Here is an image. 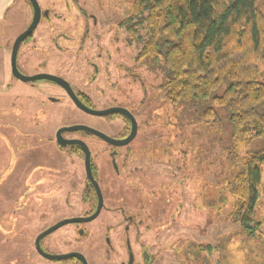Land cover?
<instances>
[{
    "label": "rangeland",
    "instance_id": "374dc122",
    "mask_svg": "<svg viewBox=\"0 0 264 264\" xmlns=\"http://www.w3.org/2000/svg\"><path fill=\"white\" fill-rule=\"evenodd\" d=\"M37 1L51 11L50 25L43 28L45 44L19 47L21 74L56 75L63 69V77L89 96L94 109L123 108L137 122V133L127 147L130 162L123 202L128 215L141 223L128 234L133 253L140 248L150 253V264H264V164L259 166L261 182L250 223L253 233L247 235L230 220L236 199L228 183L241 168L239 164L229 166L224 156L228 135L220 137L212 126L194 122V112L212 106L209 100L172 106L160 91L167 71L137 59L145 41L144 23L136 26L134 37L126 36L121 28L127 16H131L130 26L143 17L131 15V0ZM29 7L26 0H17L1 24L0 43L7 38L13 41L27 26L32 14ZM90 15L99 23L94 28ZM60 33L70 40L59 39ZM53 38L59 44L54 45ZM2 68L0 63V75ZM4 70L11 75L10 52ZM37 85L31 88L12 79L10 85L0 84V264H45L34 249V240L43 227L69 214L52 209L44 219L43 201L55 205L80 201L76 192L82 163L44 146L45 139L54 138L66 126H87L109 137H119L122 128L120 116L109 124L104 117L74 109L67 99L43 111L42 91L48 84ZM73 134L86 144H97L83 132ZM92 159L103 161L107 176L108 164L102 154L94 152ZM122 193L119 189L117 199ZM23 204L27 208L20 211ZM105 217L103 213L89 226L61 227L48 239L49 251H66L64 241L53 242L72 232L75 246L85 252L89 264H108ZM110 227L115 237L114 231L123 226L119 229L113 223ZM40 246L43 251V240ZM138 257L136 264H143Z\"/></svg>",
    "mask_w": 264,
    "mask_h": 264
},
{
    "label": "trees",
    "instance_id": "16d2710c",
    "mask_svg": "<svg viewBox=\"0 0 264 264\" xmlns=\"http://www.w3.org/2000/svg\"><path fill=\"white\" fill-rule=\"evenodd\" d=\"M131 3V15L143 17L130 26L127 16L128 35L145 25L137 59L167 71L160 91L172 106L209 100L194 122L228 135L224 156L241 168L228 183L236 199L230 220L251 235L264 164V0Z\"/></svg>",
    "mask_w": 264,
    "mask_h": 264
},
{
    "label": "flooded vegetation",
    "instance_id": "af4514ba",
    "mask_svg": "<svg viewBox=\"0 0 264 264\" xmlns=\"http://www.w3.org/2000/svg\"><path fill=\"white\" fill-rule=\"evenodd\" d=\"M26 2H27V5L30 6L29 8H30L32 14H31L30 22L21 31V33L24 32L28 28V26L30 25V23L32 21V17H33V8H32L29 1L26 0ZM37 4H38L40 11H41L40 20H39L37 26L35 27V29L32 31V33L21 42L20 46L22 44H25V46H35L37 44L43 45V42L45 44V41H43V28H45V27H46V29L49 28V25H50L49 21L51 20V11H49L48 9H44L43 5H41L38 1H37ZM84 15H85V13H84ZM89 18L92 22L93 28L95 27V25H99L95 15H90ZM125 22H126V20H124V22L121 23V28H124L125 35L127 36L128 32H127ZM40 24H42V26H41L42 31H41L40 35H37V33H35V32H36V30ZM86 27H87V25H86ZM59 39H62L63 41L70 40L69 36L65 35L64 33H60ZM14 40H15V37L13 38L12 44H13ZM53 40H52V42L54 43V45L59 44V43H57L56 38H53ZM12 44H11V48H12ZM58 48L63 49L62 46L58 47ZM18 51H19V49H18ZM10 52H11V49H10ZM17 55H18V53H17ZM16 66H17V59H16ZM62 71H63V69H60L59 74L52 75V76H56V77L62 79L63 81H65L69 85L73 94L78 98V100L84 106H86L87 108L96 110L93 108V105H92V102H91V99L89 98V96L84 91H82L78 87H76V85L73 83L72 80L69 81L68 77H67V79H65L63 77L65 75L62 73ZM19 73L21 74L20 71H19ZM43 74H46V73H43ZM34 75H38V74H33L32 76H34ZM48 75H50V74H48ZM10 76L14 82L19 81V80L15 79L12 76V74ZM24 76H27V75H24ZM28 77H30V76H28ZM38 82H43V83L48 84V86L44 89V91H42L43 95H45L44 96L45 100L43 98V111L47 110L48 107H55V105L60 104V102L63 99L64 100L67 99V101L72 104L71 106H73L74 109L82 112L81 110L76 108V106L71 101L70 97L67 95L66 91L57 83H54L51 81H46V80H42V81L40 80V81L28 82L25 84H28L31 88H36V86L38 87V85H37ZM49 84H52L53 86L50 87ZM46 89L47 90L50 89L51 93H49V95H47L48 91H46ZM33 93H35V92H33ZM55 93H61L62 95L58 94L60 96H57ZM39 94H41V93H39ZM51 94H52V96H51ZM54 95L56 97H54ZM112 108H114V107H112ZM108 109H110V108H108ZM104 110H107V109H104ZM82 113L85 114L84 112H82ZM89 116H91V115H89ZM115 116H120V119H122V121H121L122 128H121L120 132L118 133V135H120V136L119 137H109L108 136V137L111 139H114V140H123L130 133V127H131L130 121L127 119V117L123 116L122 114H118V113H112V114L106 115V116H104V118H105V120H108L107 122H109V124H110L111 122H114V121H112V119ZM76 126H83V125H76ZM66 127H72V126H66ZM62 128H65V127H62ZM62 128L60 127L59 129L58 128L57 129L60 130ZM57 131L55 133L54 138L50 139L47 137L45 139L44 146L47 145V146H49L50 149H53V150L55 149L54 151L56 153L59 152L58 153L59 155L67 156V157L71 158V160H76L77 162L82 163L83 174H82V177L80 178L81 184L78 187V190L76 192V193H80V198H79L80 201H79V203H75V202L62 203L61 202L60 204H56V205L53 203H50V202L47 203L46 201H43V218L44 219L45 218L47 219L46 215H49L50 212L52 211V209H60L63 212L68 213L69 216H66V217L58 220L54 225H50L47 228L43 227V231H41V232H44L47 229L55 226L56 224H58L62 221H65V220L90 218L91 216H93L95 214L97 204H98V198L96 195L95 188L93 187L92 183L89 181L88 176L86 174L84 153H83L82 149L77 144L66 145V146L63 145L62 146L59 143V141L57 140V137H56ZM78 132H81V131H78ZM73 133L74 132H63L61 134V137H62V139L67 140V141H75L76 140V141L83 142V140L76 138ZM83 133H85L86 135L91 136V137L96 139L95 143H97V144H94V143L86 144L85 142H83V143L87 146V148L89 150L90 173H91V177H92L93 181L97 184L99 191L101 193L102 207H101L98 215L93 220H91L89 222H85V223H71V224H67V225L80 226V225L88 224V226H89V225H92L94 222L100 220V218L102 217V214L104 213L106 215L105 221H104V225L106 227L105 228L106 236L104 238V248H105L104 249V253H105L104 256H106L108 258L107 259L108 264H136V260H137L136 256H139L138 257L139 261L142 262L143 264H150V262L152 261L150 253L146 252L142 248H140V251L137 252L136 254L133 253V250L130 246V242L128 239V234L130 232V229H134L135 226L138 227L141 225L140 222H138V221L136 222V218L133 215H128L126 207H124V205H123V202L126 204V197H125V193H124L126 185L124 184V180H126V178L128 177V174H129V172H128L129 163L128 162H130V155H129V152L127 149L129 144L127 146H123V147H115V146H112V145L96 138L93 135H90L86 132H83ZM50 146H54V147H50ZM94 152L95 153H97V152L101 153L102 159L106 160V163L108 164V170H109L108 171L109 173L107 174V176L103 174V172L105 171V169L103 168L104 167L103 163H102L103 161H100L98 163L93 162L92 153H94ZM107 181H110L108 189L105 186V183ZM119 189L124 194L122 193V197L120 199H117L116 194L119 192ZM58 206H59V208H54V207H58ZM26 208L27 207H25L23 204V206L19 210L20 211L25 210ZM70 213H72V214H70ZM113 223L115 225L117 224V226H119V229H120L121 225L123 226L120 231H118V230L114 231V232H117L115 234V237H113V235H112L113 230L110 227ZM67 225H65V226H67ZM62 227H64V226H62ZM60 228H58L57 230H55L52 233L43 237V239H42L43 240V254L48 255V256L79 254L84 258L85 263L89 264V260L86 257V255L84 254L85 252L82 249L80 250V248L75 246L76 241H73L75 238V235L72 232L71 233L66 232V233L62 234V236H60L58 238V240L53 242V244L55 245V244H57V242L64 241L65 244L68 245V248L66 251H63L62 253H59V254H56V253L54 254V253L49 251L47 245L49 244V246H50L51 242H48V239L51 236H53V234L56 233ZM78 231H79V229H76V232H78ZM41 232H39V233H41ZM83 234H85L84 231L82 232V235ZM41 241H40V244H41ZM74 246L76 248H73ZM34 249H35V246H34ZM101 257H99V258H101ZM43 261L45 262V264H83L82 261L78 257H75V256L69 257L67 259H62V260H52V259L45 258L43 256ZM92 261L94 263V258L92 259ZM95 264H96V262H95Z\"/></svg>",
    "mask_w": 264,
    "mask_h": 264
},
{
    "label": "water",
    "instance_id": "95a60500",
    "mask_svg": "<svg viewBox=\"0 0 264 264\" xmlns=\"http://www.w3.org/2000/svg\"><path fill=\"white\" fill-rule=\"evenodd\" d=\"M30 2L32 8H33V17H32V21L30 23V25L28 26V28L22 32L21 34H19L13 44H12V48H11V52H10V69H11V74L12 76L24 83H28V82H34V81H42V80H46V81H51L54 83H57L58 85H60L67 93V95L70 97L71 101L73 102V104L76 106V108H78L79 110H81L82 112H84L87 115H91V116H95V117H104L106 115L112 114V113H118V114H122L123 116L127 117V119L130 121V133L129 135L123 139V140H114L109 138L108 136L102 134L101 132L86 127V126H72V127H65L62 128L60 130L57 131L56 137L57 140L59 141V143L63 146L66 145H72V144H77L83 151L84 153V160H85V170H86V174L88 176L89 181L92 183L93 187L95 188L96 191V195L98 198V204H97V208H96V212L93 216H91L90 218L87 219H72V220H65L62 221L58 224H56L55 226L47 229L44 232H41L37 235V237L35 238L34 241V246H35V250L36 252L43 258V256L45 258L48 259H52V260H62V259H67L69 257L75 256L78 257L83 264L85 263L84 258L79 255V254H66V255H60V256H48L43 254V251L41 250L40 247V241L43 239L44 236L52 233L53 231L57 230L58 228L65 226L67 224H71V223H85V222H89L91 220H93L99 213L101 207H102V197H101V193L99 191V188L97 186V184L93 181L92 177H91V173H90V167H89V150L87 148V146L81 142V141H67L62 139L61 134L63 132H86L90 135L95 136L96 138L112 145L115 147H123V146H127L135 137L136 133H137V123L134 119V117L131 115L130 112H128L126 109L123 108H110L107 110H93L90 108H87L86 106H84L79 100L78 98L73 94L72 90L70 89L69 85L63 81L62 79L56 77V76H52V75H48V74H38V75H34V76H24L22 74L19 73L17 66H16V59H17V53H18V49L19 46L21 44V42L28 37L32 31L35 29V27L37 26L39 20H40V15H41V11L40 8L37 4L36 0H27Z\"/></svg>",
    "mask_w": 264,
    "mask_h": 264
},
{
    "label": "crops",
    "instance_id": "0c3cea01",
    "mask_svg": "<svg viewBox=\"0 0 264 264\" xmlns=\"http://www.w3.org/2000/svg\"><path fill=\"white\" fill-rule=\"evenodd\" d=\"M16 2L17 0H0V27L5 19V16L13 8ZM10 42L12 43V40L7 38L4 43H0V63L3 66L2 68L3 75H0V84H3L5 82L6 85L7 83L8 85H10V80H11V76L9 74L7 75L6 71L4 70V67L6 65V60L8 59V54L11 49V45H9Z\"/></svg>",
    "mask_w": 264,
    "mask_h": 264
}]
</instances>
